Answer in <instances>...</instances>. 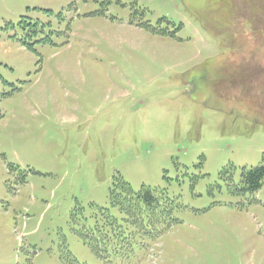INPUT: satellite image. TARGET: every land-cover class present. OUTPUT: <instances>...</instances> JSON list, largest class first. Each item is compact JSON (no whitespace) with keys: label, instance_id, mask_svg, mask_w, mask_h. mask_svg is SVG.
Instances as JSON below:
<instances>
[{"label":"rangeland","instance_id":"rangeland-1","mask_svg":"<svg viewBox=\"0 0 264 264\" xmlns=\"http://www.w3.org/2000/svg\"><path fill=\"white\" fill-rule=\"evenodd\" d=\"M259 165L264 0H0V264H264Z\"/></svg>","mask_w":264,"mask_h":264},{"label":"trees","instance_id":"trees-1","mask_svg":"<svg viewBox=\"0 0 264 264\" xmlns=\"http://www.w3.org/2000/svg\"><path fill=\"white\" fill-rule=\"evenodd\" d=\"M263 180L264 165H259L251 169H243L241 175L242 190L255 192L262 187ZM113 184L110 192L112 208H118L120 212L125 213L130 218H135L136 222L140 223V225H143L144 213L154 211L160 204L159 197L154 193V190L142 187L139 191H135L121 175L114 177ZM166 212L161 211L159 216L164 215ZM114 220H116L115 217H113ZM113 221H111V224ZM124 239L130 240L128 236L124 237Z\"/></svg>","mask_w":264,"mask_h":264}]
</instances>
